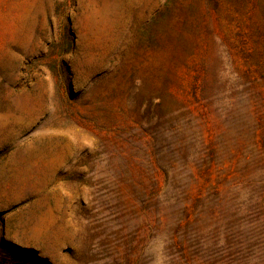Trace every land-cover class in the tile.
<instances>
[{"label":"rangeland","instance_id":"374dc122","mask_svg":"<svg viewBox=\"0 0 264 264\" xmlns=\"http://www.w3.org/2000/svg\"><path fill=\"white\" fill-rule=\"evenodd\" d=\"M0 264H264V0H0Z\"/></svg>","mask_w":264,"mask_h":264}]
</instances>
